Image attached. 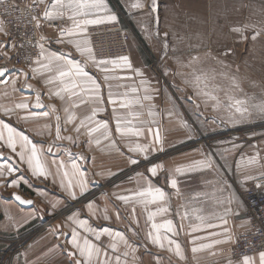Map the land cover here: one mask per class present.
Returning <instances> with one entry per match:
<instances>
[{"label":"crops","instance_id":"1","mask_svg":"<svg viewBox=\"0 0 264 264\" xmlns=\"http://www.w3.org/2000/svg\"><path fill=\"white\" fill-rule=\"evenodd\" d=\"M35 1L39 4L42 13L39 28L40 38L44 39H41L40 43L44 45L45 55L63 52L70 54V58L77 59L82 64L87 62L86 70L100 85L103 102L98 103L88 94H82L85 103L80 102L81 97L71 100L66 98L62 101L52 95L57 90V84L49 85L44 82L51 74L46 71L36 74L31 72L32 68L38 67L35 61L38 58L43 60V57H40L41 48L33 64L23 70V73H29L27 78L19 71L6 73L8 75L6 79V75L4 76L3 79L6 81L16 78L17 82L15 91L11 83L7 85L0 83V118L12 123L18 130L24 131L38 147L44 149V158L52 172L56 171V166L51 163L53 159L65 161L77 159L86 169L89 186L84 196L73 200L60 187L59 176L55 179L52 176L47 179L34 176L27 168L26 162L21 163L6 143L0 141V152L10 157V162L20 169L11 176H0V181L22 177L18 187L9 186L6 182L0 183V264H70L72 258L67 254L70 250L67 242L72 228L76 227L81 235H88L89 239L95 242L91 234L68 220V217L77 211L79 219H87L88 223L97 230L108 227L124 232L129 244L135 249L133 252L122 242H118L120 252L129 251L128 264H243V259L231 260L230 253L235 239L249 230V219L242 192L251 180H246L244 177L246 175L256 177L261 173H258L257 166L253 164L249 168L246 164L245 166L221 164L213 157L209 146L201 141L198 142L199 139L193 136L192 130L183 125L182 120L171 112L169 103L166 112H160L158 84L153 75L154 70L149 66V59L152 57L161 62L162 58L167 54L171 55V52L176 51L181 54L186 51V47L173 51L174 47H165L164 33H168L167 38L171 39L179 28L175 21L170 22L167 16L161 13L163 8L171 9L170 13L175 16L178 15L174 11L175 8L197 4L207 5L211 10V6L215 5L217 0L201 2L182 0L181 3H177L181 0H157V18L155 12H150L147 7L143 9L132 7L137 0H105L110 11L98 15L114 14L117 19L101 24L120 22V13L123 10L127 12L128 19L133 25L135 37L130 38L129 51L126 56H122L128 57L131 67L125 66L119 58L112 60L117 61L116 64L97 66L95 62L101 60L96 56L93 55L94 62L93 58L76 51L75 43H70L69 40L86 39L90 47L88 29L92 25H88L87 31L79 36H64L62 37L64 43H57V39L61 38L60 29L71 27V21L67 19L69 13L65 12L63 18L46 20L43 18V13L49 8L52 0H44L43 3L40 0ZM141 2L147 5L150 0H141ZM222 2L225 3V0ZM209 20L211 21V15ZM49 21L53 24L48 25ZM202 21L204 23L205 19ZM203 29L205 30V27H199L201 33ZM202 36L203 33L198 37L202 38ZM171 40L170 44L173 46L174 39ZM0 44L4 45L0 47V61L10 60L14 43L5 28L0 32ZM104 68H107V71ZM136 70H139V73ZM26 84L32 85V88L25 87ZM37 92L40 93L39 100L44 105L42 108L34 107ZM109 92L117 100L116 105L108 103ZM65 95L67 97V94ZM145 96L150 99H145ZM121 99L128 102V107H119ZM22 101L29 103L28 110L14 108L16 103ZM49 105H55L56 111L52 112ZM72 105L77 106L72 107ZM97 106L104 110L96 113L91 126L97 121H107L111 133L108 140L101 139L100 145H96L94 141L88 143L89 138L85 134V129H82L79 135L75 131L80 121L90 116ZM66 107L71 108L75 120L66 122L68 115L64 112ZM3 108H12L14 111L6 116ZM29 111L38 113L47 111L51 114L47 118L41 116L36 119H23ZM57 115L60 116V123L63 125L61 135L74 137L75 143L67 139H56ZM118 117L122 122L130 121L129 126L144 128L145 135L135 137L118 133L116 131ZM45 125L51 126V134ZM148 128H151L153 133L158 130L162 146L155 145L160 150L150 151L145 159L144 154L130 152L129 148L137 142L142 144L153 142L154 136L147 132ZM96 135L98 134H94V137ZM49 147L52 149L51 153L47 152ZM19 150L17 145V151ZM69 153L82 154L89 159L85 162L79 160L78 156L71 157ZM250 155L252 156L251 153ZM130 158L138 160V163L132 164ZM205 160H211L213 166L209 168L197 163ZM154 164L162 165L157 176H152L147 171ZM177 168L181 171L177 172ZM171 179L177 181L175 189L171 187ZM148 181L154 186L163 188L167 194V203L161 202L160 207H167L168 211L157 215L155 221L163 223L167 219L173 220L176 234L167 235L180 244L184 259L175 254L174 245H168L167 240H164L162 248L152 244L148 239L147 233L151 230V221L147 219L148 213L155 211L156 205H149L148 210H145L144 204L139 200L133 199L125 203L118 199V196H130L146 187ZM13 193L32 200L33 205H21L14 199ZM57 200L59 204L53 208ZM89 201L94 202V213L86 207ZM133 209H135L134 215ZM105 211L108 219L103 218ZM222 219L227 220L226 225L222 223ZM225 228L228 229L227 232L224 231ZM33 230L35 231L32 234L25 236ZM61 233L69 235L65 236ZM210 233H218V235L213 236ZM161 234H164V229H161ZM213 240L223 242L211 248H200L201 245L211 244ZM101 241H103L102 247H108L112 238L104 235ZM170 248L172 250H169ZM193 248H197L198 251L193 252ZM258 254L251 255L255 259V264H259Z\"/></svg>","mask_w":264,"mask_h":264},{"label":"snow or ice","instance_id":"2","mask_svg":"<svg viewBox=\"0 0 264 264\" xmlns=\"http://www.w3.org/2000/svg\"><path fill=\"white\" fill-rule=\"evenodd\" d=\"M41 3L44 0H40ZM134 8L143 9L147 7L150 12H155L157 7V0H150V3L147 5L142 3L141 0H137L135 4L132 5ZM108 6L105 0H52L51 5L47 10L43 13V18L46 20H55L58 18H63L64 13L68 12L69 15L67 17L68 20L71 21V27H65L60 29L61 38L57 39V43H64L62 37H77L81 33L87 31L88 25H96L101 24L106 21H115L117 19L116 15L109 14L105 16H99L98 14L101 12H109ZM95 17V18H92ZM33 20L36 21V26H40V20L37 17H33ZM3 24L0 22V32H3ZM235 31H242V29H235ZM7 34V33H5ZM157 35H159L157 33ZM259 35V32L253 34L252 38L255 39L256 36ZM167 36L168 33H164L165 39V47H167ZM41 39H44L43 37ZM70 43H75L76 51L80 52L83 55H87L90 58H93V50L89 47V42L85 40H69ZM3 44H0V47H3ZM41 48L40 57H43V60L37 59L35 63L38 67L32 68L31 72L36 74L38 72L46 71L51 75L45 79V84H57V90H55L52 95L59 97L62 101L66 98L71 100L73 98L81 97L80 102L85 103L83 100L82 94H88L90 98H95L98 103H102V98L100 96V85L97 83L96 79L90 74L89 71L86 70L87 62L81 63L79 60L70 58V54L63 52H53L48 55L44 53V45L40 44ZM121 61L124 62V65L127 67H131V64L128 60V57H120ZM197 59V58H193ZM46 61V62H45ZM97 66L107 65V64H116L117 61H100L95 62ZM107 71V68H104ZM7 68L0 67V83H4L7 85L11 83L13 86V90L15 91L16 78H12L10 81L4 80V76L7 73ZM23 73V70H18ZM139 73V70H136ZM142 74V73H141ZM166 74V73H165ZM25 78L28 77L29 73H23ZM193 87L197 90V94H202L204 96L209 97L210 99L217 101V106L219 105V100L217 97L213 96L210 92L204 91L201 88L202 77L200 75H196L193 73ZM107 79V77H105ZM25 87L32 88V85L26 84ZM204 87H207L206 81L204 82ZM136 91V89H133ZM67 94V97L66 95ZM37 100L34 104L35 108H42L44 105L40 102L39 96L40 93H36ZM145 99H150V97L145 96ZM108 103L113 105L117 104V100L113 98V94L109 92L108 94ZM243 101L237 99L234 103L228 105V107L234 108L236 112L244 113L248 112L246 107H243ZM77 105H72V107H76ZM52 112L56 111L55 105L48 106ZM119 107L126 108L128 107V102L121 99L119 103ZM199 107V105H197ZM15 109H23L28 110L30 105L28 102L22 101L16 103L14 106ZM253 108L264 114V103L253 105ZM103 108L97 106L93 109L90 116L85 117L80 121V123L76 126L75 131L79 135L82 129H85V134L89 138L88 143L95 142L96 145H100L101 139L108 140L111 136L109 131V125L107 121L103 122H95L94 126H91L98 111H103ZM115 111V109H113ZM14 109L12 108H3L4 114L11 115ZM64 112L67 113V121L71 122L76 119L75 115L72 114L71 108H64ZM50 112H34L29 111L27 115L23 117V119H36L39 117H49ZM151 115V113H149ZM171 115V113H169ZM19 118V117H18ZM60 116H56V128H55V136L57 140H71L74 143L76 140L72 136H62L61 130L63 125L60 123ZM131 122H122L118 117L116 119V131L122 135H131L135 137H140L145 135V129L139 127L129 126ZM45 127L49 128V134H51V126L45 125ZM147 132L154 136V140L150 144H142L135 143L134 146L129 148L130 152L144 154L145 159H147V155L152 150H160L155 147V145L160 144L162 146V141L159 136V132L153 133L151 128L147 129ZM6 133V136H5ZM94 134H98L94 137ZM0 141H4L6 146L11 150V152L19 159L21 163L26 162L27 168L31 170L32 174L36 177H43L47 179L49 176L55 177L59 176L60 178V187L63 188L69 197L73 200L82 197L87 193L89 181L87 179L86 169L77 161V159L72 158L68 161L63 159L61 160H52V164L56 166V171L52 172L51 168L44 158V149L37 146V143L33 142V139L26 135L24 131L18 130L17 127L13 126L12 123L6 122L3 118H0ZM114 143V142H113ZM17 145H19V151H17ZM52 149L49 147L47 152L51 153ZM71 157H79V160H83L87 162L89 159L82 154H73L69 153ZM243 160L244 157H241ZM259 159V153H256L253 156L247 158V164L252 165L256 164ZM11 158L6 156L4 153L0 152V176H11L12 173L19 172L20 169L14 166L13 163L10 162ZM130 162L132 164H137L138 160L131 159ZM200 165L211 168L213 165L211 160L199 161L197 162ZM239 166V165H238ZM162 168L161 164H154L150 168L147 169L148 172L152 174V176H157L158 170ZM177 172H180L181 169L177 168ZM261 177H264V173L260 174ZM257 177L246 175L244 179L246 180H254ZM22 177L12 178L8 181H0V183H8L9 186L20 185ZM27 183V181H25ZM171 187H177L176 179H171L170 181ZM14 199L22 205H33V201L30 199H24L19 194L13 193ZM167 194L163 188L159 186H154L151 181H148L146 187L141 188L139 191L132 193L130 196H118V199L127 203L129 200H139L144 204L145 210H148L149 205H156L155 211H149L148 213V221H151V230L147 233L148 239L152 244L158 245L160 247H164V240H167L168 245H174L175 254L179 256L181 259H184L183 252L180 244L172 239L171 236L167 235L168 233L176 234V227L174 225L173 220L167 219L163 223H157L155 221V217L161 213H166L168 211L167 207H160V203H167L166 200ZM59 204V200L53 204V208ZM87 209L90 212L94 213V202L89 201L86 205ZM135 213V209H133V215ZM187 215V213H185ZM104 219H108L107 212L105 211ZM69 221H72L77 224L78 228L84 229L86 233L91 234L95 238V242L92 239H89L88 235H81V233L77 230L76 227L71 229L70 239L68 240V244L70 245V250L67 251V254L72 258L70 260V264H128L127 257L129 256V251L120 252L118 247V242H122L126 248L134 252V248L131 244H129L127 237L124 232L115 231L111 228L104 227L102 229L97 230L93 228L87 219H79V212H74L68 217ZM223 224H227V220L222 219ZM209 227H214V225H208ZM59 227V226H58ZM161 229H164V234H161ZM225 232L228 231L227 228L224 229ZM61 235H69L68 233H61ZM107 235L112 238V242L108 245V247H102L103 241H101V237ZM210 235H218V233H210ZM223 241L221 240H213L211 244L201 245L200 248H211L215 244H220ZM169 250H172L171 248ZM193 252L198 251L197 248H193ZM111 253V254H110ZM123 257V259H122ZM259 264H264V251H260L258 254ZM243 264H255V259L251 256L245 255L243 257Z\"/></svg>","mask_w":264,"mask_h":264},{"label":"rangeland","instance_id":"3","mask_svg":"<svg viewBox=\"0 0 264 264\" xmlns=\"http://www.w3.org/2000/svg\"><path fill=\"white\" fill-rule=\"evenodd\" d=\"M222 1L217 0L211 10L207 5L181 6L174 9L178 13L175 16L171 9L163 8L161 13L179 28L171 37L173 46L167 38V48L186 47V51L171 52L161 62L152 57L149 66L158 84L160 112H166L169 103L171 112L192 130L198 142L209 146L221 164H246L249 168L250 153H259L253 165L260 174L264 173V114L253 105L264 103V1ZM119 23L131 27L129 51L130 38L135 36L126 11L121 10ZM199 27H205L203 39L198 37L202 34ZM256 32L259 35L253 39ZM193 73L202 77L201 88L218 98V106L216 100L197 94ZM237 99L244 102L247 113L242 115L228 107Z\"/></svg>","mask_w":264,"mask_h":264},{"label":"built area","instance_id":"4","mask_svg":"<svg viewBox=\"0 0 264 264\" xmlns=\"http://www.w3.org/2000/svg\"><path fill=\"white\" fill-rule=\"evenodd\" d=\"M33 17H37L40 22L42 20L41 8L35 0H0V22L14 43L11 59L0 61V67L7 68V73L27 69L39 56L40 28L36 26ZM47 24L53 23L49 21ZM130 28L121 26L119 22L93 25L88 29L93 55L101 61H112L126 56ZM7 77L8 75L5 79ZM256 177L242 192L249 230L235 239L230 253L231 260H240L245 255L264 251V177Z\"/></svg>","mask_w":264,"mask_h":264},{"label":"water","instance_id":"5","mask_svg":"<svg viewBox=\"0 0 264 264\" xmlns=\"http://www.w3.org/2000/svg\"><path fill=\"white\" fill-rule=\"evenodd\" d=\"M22 205V204H21ZM25 206H28V205H25Z\"/></svg>","mask_w":264,"mask_h":264}]
</instances>
